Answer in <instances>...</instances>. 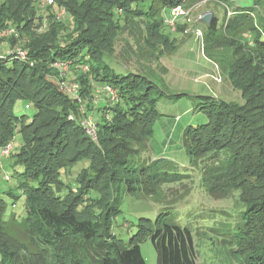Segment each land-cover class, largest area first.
Instances as JSON below:
<instances>
[{"label":"trees","instance_id":"16d2710c","mask_svg":"<svg viewBox=\"0 0 264 264\" xmlns=\"http://www.w3.org/2000/svg\"><path fill=\"white\" fill-rule=\"evenodd\" d=\"M199 1L55 0L41 7L36 0H0V33L12 26L17 32L0 36V153L22 133L14 159L24 167L19 188L30 244L0 240V264H147L141 250L146 239L157 264H199L197 236L217 251L215 264H264V0L249 7L224 0L229 6L222 15L213 10L206 24L202 55L221 67L230 99L172 94L198 98L207 122L186 126L178 139L168 127L155 130L162 115L158 101L168 90L152 76L163 52L178 49L165 13ZM62 8L68 19L58 18ZM244 26L249 47L229 36ZM16 45L28 50L26 59L9 54ZM56 61L68 62V71ZM62 81L76 82L78 92L63 89ZM106 85L117 99L103 90ZM20 100L34 107L32 117L15 112ZM86 120L95 126L98 142ZM166 134L179 142L177 149L156 158ZM193 175L195 187L207 195H236V206L206 209L187 197L192 188L185 186L183 207L169 204L153 218L140 216L136 232L122 237L114 219L127 212L126 196L140 199L149 192L158 199L162 185ZM11 215L0 196V219ZM203 220L211 224H199Z\"/></svg>","mask_w":264,"mask_h":264},{"label":"rangeland","instance_id":"374dc122","mask_svg":"<svg viewBox=\"0 0 264 264\" xmlns=\"http://www.w3.org/2000/svg\"><path fill=\"white\" fill-rule=\"evenodd\" d=\"M253 2L254 0H252V5ZM194 4L196 3L187 5L192 6ZM228 6L229 5L224 0H208L206 3L200 5L196 4L190 21H188L187 18L180 20L179 26L182 27V30H179L177 27V30L172 32L173 36L176 37L178 49L170 53L163 52L158 62L159 65L157 64V71H155L156 73L152 76L161 86L166 85V89L168 90V94L163 95L158 101L157 108L162 115L156 122V133L162 132L163 128L168 127L174 135V139H178L186 126L190 124L198 126L199 124L207 122V115L205 111L199 107L198 98L195 96L177 97L172 94L183 92L189 94L209 93L219 98L230 99L231 96L229 91L232 89L229 86V81L225 79V75L217 63L210 60L207 56L205 57L202 55V49L199 48L198 40L193 35L192 31L195 27H201L205 31V36H207L208 39L209 30L206 23L202 20L200 21L199 17L206 11L213 10H216L218 12L217 14L222 15L224 10L223 7L227 8ZM229 9L231 10V7ZM261 10L262 14H264V6ZM40 14L45 16L47 15V11L45 9L41 10ZM69 17L70 14L66 13L65 19ZM165 27L169 30L166 25ZM229 36L233 39L236 38L240 42H246L247 47L251 45L250 41H248L250 36L248 26H244L236 32H231ZM2 46L0 43V51L3 49ZM184 53L185 56L183 55ZM109 61L110 60H108V62ZM183 62H185V64H183ZM164 65L167 67L166 71L162 69ZM155 66L153 70L156 68ZM216 77L221 78V81L216 80ZM232 97L236 99L238 97L237 92H234ZM106 104L107 101L104 100L101 103V107ZM25 105L26 102L24 100L18 101L15 105V112L19 115L32 117L35 113L34 107L26 108ZM177 117H179V119H176ZM91 136L98 142V136L96 134H91ZM163 137H165V139H160L158 144L163 145L164 149L161 155H155L156 158L165 157L169 149H177L175 145L179 144L178 141L174 142L173 139H169V135L167 134ZM22 145L23 135L17 132L12 152L13 155L4 158L1 157L0 159V166L3 167H0V196H2L6 207V215L9 216L12 214L10 218L6 217L4 220L0 219V224L2 226L0 230V240L3 241L4 239L10 244L17 242L30 246L26 233L27 223L25 222L23 213L25 194H23L22 190L19 188V183L23 179L22 173L24 172V167L14 159V154H18ZM97 164L101 163L98 162ZM4 171L12 175L11 180L4 178ZM76 171L77 168H74V173ZM195 176L196 175H193L194 178L185 179L182 183L162 185V195L159 196L160 198L158 199L154 198L149 192H147L148 194L145 193V196H141L140 199L133 196H126L123 200V207L127 212L122 217L114 219L115 224H121L120 227H118V231L121 233L122 237L128 239L136 232L137 226L135 225L140 216L146 215L147 217L153 218V215L159 213L161 209L169 204H180L184 206L186 201L180 199V192L185 186L188 188L190 186L192 188L191 194L187 195V197H194L196 201L195 204L201 205L206 209H233L236 206V195L228 196L227 198H216L215 196L213 197L200 191V189L195 187L198 186L199 182L198 179H195ZM29 183L33 186L36 184V181L32 179L29 180ZM73 190L74 193H77L76 189ZM9 192L16 194L17 198L14 199L10 197L8 194ZM13 202H16V207L12 206ZM127 224L130 226L128 229L125 228ZM199 224L208 226L211 222L203 220ZM196 240L200 242L202 247L201 254H198V263L215 264L217 251L213 250L209 240L203 237L200 238L199 236H197ZM141 250L147 260V264H157V253L150 239H146L141 243Z\"/></svg>","mask_w":264,"mask_h":264},{"label":"built area","instance_id":"2783aa9c","mask_svg":"<svg viewBox=\"0 0 264 264\" xmlns=\"http://www.w3.org/2000/svg\"><path fill=\"white\" fill-rule=\"evenodd\" d=\"M36 1L40 4L41 7L49 6L55 3V0H36ZM207 1L208 0H201L197 2L196 4L200 5V4L206 3ZM196 4L192 6H188L187 4L181 3V4H176L170 7L165 13L164 24L171 31L173 32L176 31L180 20L187 18L188 21H190V18L193 15L192 14L193 9L196 6ZM65 13H66L65 9L62 8L58 14V18L59 19L63 18ZM229 14H231V12H229ZM199 20L200 21L202 20L201 16L199 17ZM46 27H47V21H45L41 26L38 27V31L41 33L42 31H44ZM192 31H193V35L198 40L199 48L202 49V53H203L204 46H205V31L201 27H195ZM16 33H17L16 29L12 26V27H9L5 32H1L0 36H11ZM27 51L28 50L22 48L21 46L16 45L14 48L9 50V54H16V56L22 59H26ZM54 65L60 70H62L63 72H67L69 68V63L66 61H56L54 62ZM215 79L218 81H221V78L216 77ZM61 84H62V88L70 93L76 94L78 92L77 88L79 87L76 82L62 81ZM103 90L107 91L113 100L117 99L116 90L112 86L106 85L103 87ZM84 122L88 126V129H87L88 132L92 135H95L96 134L95 126L92 124V122L90 120H86ZM13 148H14V142L11 140L6 145H4L3 148L1 149L0 158L4 156H8L13 150ZM4 178L7 180H10L11 175L9 174V172L4 171Z\"/></svg>","mask_w":264,"mask_h":264},{"label":"crops","instance_id":"0c3cea01","mask_svg":"<svg viewBox=\"0 0 264 264\" xmlns=\"http://www.w3.org/2000/svg\"><path fill=\"white\" fill-rule=\"evenodd\" d=\"M229 1L233 2L236 6H241V7H249L250 5L252 6V0H229ZM186 51H187V49H186ZM183 55L185 56V53ZM184 59H186V58H184ZM183 64H185V62H183Z\"/></svg>","mask_w":264,"mask_h":264},{"label":"water","instance_id":"95a60500","mask_svg":"<svg viewBox=\"0 0 264 264\" xmlns=\"http://www.w3.org/2000/svg\"><path fill=\"white\" fill-rule=\"evenodd\" d=\"M213 11H206L202 16L201 19L203 22H205L207 25L212 22V19L214 17Z\"/></svg>","mask_w":264,"mask_h":264}]
</instances>
